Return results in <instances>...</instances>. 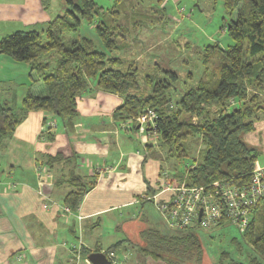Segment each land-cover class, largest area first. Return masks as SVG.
<instances>
[{
    "label": "trees",
    "instance_id": "trees-1",
    "mask_svg": "<svg viewBox=\"0 0 264 264\" xmlns=\"http://www.w3.org/2000/svg\"><path fill=\"white\" fill-rule=\"evenodd\" d=\"M222 1L229 14L236 12L235 18L227 23L232 44L225 48L217 43L205 45L200 77L195 85H183L182 90L175 87L177 75L173 72L171 80L146 76L144 86L139 83V70L134 62L126 69L120 68L125 60L114 53L128 54V49L135 48L132 43H137V38L131 34L129 23L120 20V11L104 8L95 0H65V11L47 20L43 29L16 30L4 35L0 38V54L28 64L30 74L37 76L46 93L33 94L28 87L19 112L0 101V138H9L26 113L34 110L61 118L65 132L70 134L78 115L76 98L93 85L121 98L112 116L124 130H137L136 118L147 109L153 111V124L146 128L145 134L154 137L155 142L146 146H158L166 159L178 163L188 157V139L202 144L198 157L181 172L171 174V181L206 188L215 180L246 184L257 165L258 153L242 135L254 131L256 123L264 120V0ZM158 4L164 5V0H158ZM163 11L164 6L153 10L159 15ZM82 21L96 23L95 31L103 50L97 49L91 38L78 33ZM69 33H77V37L69 38L66 44L64 35ZM50 53L58 56L53 68L43 60ZM189 76L192 77L190 73ZM212 106L216 113L211 117ZM52 129L53 126H48L41 130L48 142L55 138ZM42 157V165L48 169L56 166L66 169L55 181L69 187L62 202L68 211H74L96 184L97 170L90 175L77 172L75 151L68 156L58 151L53 155L44 153ZM223 222L222 219L217 226ZM198 227L197 224L167 234L155 228L145 229L142 231L145 244L131 247L136 248L143 260L198 264L202 258V244L195 231ZM240 233L264 261V198L252 209L248 225ZM232 242L239 247L235 238ZM122 243L119 240L103 251L117 252ZM83 251L91 250L83 248ZM226 256L221 253L220 260ZM227 264L264 262L251 257L247 262L230 259Z\"/></svg>",
    "mask_w": 264,
    "mask_h": 264
},
{
    "label": "crops",
    "instance_id": "crops-1",
    "mask_svg": "<svg viewBox=\"0 0 264 264\" xmlns=\"http://www.w3.org/2000/svg\"><path fill=\"white\" fill-rule=\"evenodd\" d=\"M12 15L27 25L46 18L40 0L1 3L0 18ZM19 79L23 82L19 85L29 80L35 82L31 86L30 82L27 84L33 94L46 93L41 87L33 90L40 81L34 73L30 74L28 64L0 54V83L11 89ZM120 101L118 95L92 85L76 98L78 115L70 134L65 132L61 118L34 110L26 113L9 138H0V264H67L76 245L68 243L71 235L77 242L81 241L84 259L92 251L104 252L106 247H102L98 235L102 215L143 205L148 199L155 202L168 224L158 203L171 196L166 186L176 180L171 181L172 176L168 177L165 171L162 173L166 161L162 149L146 146L155 142L154 137L142 136L135 129L124 130L118 125L112 112ZM43 118L53 122L55 138L52 142L41 135ZM58 151L65 156L75 151L76 169L83 175L97 170L96 184L72 212L65 211L62 202L69 187L55 181L66 169L59 166L48 169L42 165V154L53 155ZM133 220L123 219L124 235L128 233L125 223ZM119 228L115 226V230ZM150 228L158 229L146 223L141 225L136 242L128 235L112 242L123 240L119 250L114 252L117 264H165L150 258L143 260L131 247L144 245L142 231ZM83 248L91 251L85 253ZM202 257L201 264H211L208 258L205 260L203 252ZM108 261L112 264L110 258Z\"/></svg>",
    "mask_w": 264,
    "mask_h": 264
},
{
    "label": "rangeland",
    "instance_id": "rangeland-1",
    "mask_svg": "<svg viewBox=\"0 0 264 264\" xmlns=\"http://www.w3.org/2000/svg\"><path fill=\"white\" fill-rule=\"evenodd\" d=\"M7 1L20 3V0H0V4H5ZM64 1L48 0L44 2L40 0L42 9L46 13V18L43 22L33 25L24 24L15 15L8 18L1 17L0 38L16 31V29H43L44 26L42 25L47 21L46 19L49 20L65 11L66 4ZM95 1L104 8L114 7L121 13L120 20L122 22L126 20L129 23L131 34L136 36L138 44L133 42L132 45L135 48L128 49V54L117 51L114 55L120 56L125 60L120 66L121 69H126L131 62L135 63L139 70L138 79L141 85L145 81L146 76H151L153 80L160 77L171 80L172 73L170 72H173L177 75L175 87H180L182 90L183 85L193 86L196 84L197 78L200 77L203 70L201 62L203 47L208 44L217 43L220 47L225 48L232 44V39L227 33V23L229 20L235 18L236 12L229 14L222 0H164V5H162L163 3L159 5L158 0ZM161 6H164V11L160 12V15L153 12L154 9H159ZM13 16L15 18H10ZM95 24V22L88 23L82 21L78 33L91 38L95 42L97 49L103 50V45L99 41L95 31ZM74 37H77V33L65 34L66 44H68L69 38ZM131 38L132 36H130ZM57 57V54L50 53L45 55L43 60L48 61L53 68ZM189 73L192 77L189 76ZM91 81L94 83L93 80ZM16 82H18L17 85H12L11 89L4 88L0 83V101H7L9 106L19 112L22 97L25 95L27 84L31 83V80L25 82L24 85H19L23 83L20 79ZM34 83L32 82V84ZM143 85L145 86V83ZM38 87L44 88L41 81L40 85L34 87L33 90H36ZM209 113L211 117L215 115L214 106L209 107ZM140 135L145 136L146 134L140 133ZM242 137L246 142L256 147L258 153L256 164H264V120H259L256 123L255 130L243 133ZM194 140H187L188 157H185L178 163L172 158H168L163 162L168 177L172 176L171 174L175 175L177 172H181L184 166L193 162V158L198 157V151L203 146L198 140ZM166 189H169L168 186H166ZM124 218H134L132 222L125 223L126 231L128 232L125 235L121 229L123 228ZM100 221L98 235L102 247H107L117 238L120 239L127 235L130 236L129 238L132 241L136 242L138 238L137 230H139L141 225H145V223L149 227L158 228L162 233L175 231L174 228H171L164 222L155 202L149 199L144 201L143 205L137 204L125 210L119 209L110 214L102 215ZM116 225H119L120 228L115 230ZM195 231L202 244L203 256L205 260L208 258L211 264H227L230 259L247 262L251 257H256L261 262H264L243 241L240 231L230 222L225 221L220 226H200L195 228ZM69 238L72 239L68 240L69 244L72 242L74 244L78 243L75 236L71 235ZM233 238L237 240L239 247L235 242H232ZM135 247L137 246L135 245ZM133 249L136 250V248ZM223 252L227 256L220 260L221 253ZM82 259L84 260V258ZM82 259L80 264L87 263L85 260L83 262ZM198 264H201V262Z\"/></svg>",
    "mask_w": 264,
    "mask_h": 264
},
{
    "label": "built area",
    "instance_id": "built-area-1",
    "mask_svg": "<svg viewBox=\"0 0 264 264\" xmlns=\"http://www.w3.org/2000/svg\"><path fill=\"white\" fill-rule=\"evenodd\" d=\"M154 113L147 109L136 118L137 130L144 133L153 124ZM53 126L47 121L41 130ZM173 185V186H172ZM171 196L159 202V208L171 228H191L195 225L202 227L217 226L223 219L233 224L240 232L244 231L250 220L251 211L259 200L264 198V164H257L246 184H235L226 180H215L208 187L189 186L184 183L167 185ZM68 211L66 207L63 208ZM201 214L199 216V211ZM81 241L73 248L71 260L67 264H80ZM112 264H117L115 253H105ZM86 262H89L85 257Z\"/></svg>",
    "mask_w": 264,
    "mask_h": 264
},
{
    "label": "water",
    "instance_id": "water-1",
    "mask_svg": "<svg viewBox=\"0 0 264 264\" xmlns=\"http://www.w3.org/2000/svg\"><path fill=\"white\" fill-rule=\"evenodd\" d=\"M200 214H201V210L199 211V216ZM86 258L88 259L90 264H108L109 263L107 256L102 251H92L87 254Z\"/></svg>",
    "mask_w": 264,
    "mask_h": 264
}]
</instances>
